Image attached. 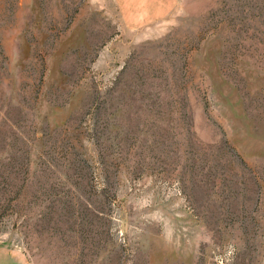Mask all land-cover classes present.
I'll return each instance as SVG.
<instances>
[{"label": "rangeland", "instance_id": "rangeland-1", "mask_svg": "<svg viewBox=\"0 0 264 264\" xmlns=\"http://www.w3.org/2000/svg\"><path fill=\"white\" fill-rule=\"evenodd\" d=\"M0 263L264 264V0H0Z\"/></svg>", "mask_w": 264, "mask_h": 264}, {"label": "crops", "instance_id": "crops-1", "mask_svg": "<svg viewBox=\"0 0 264 264\" xmlns=\"http://www.w3.org/2000/svg\"><path fill=\"white\" fill-rule=\"evenodd\" d=\"M0 264H3V263H0Z\"/></svg>", "mask_w": 264, "mask_h": 264}]
</instances>
